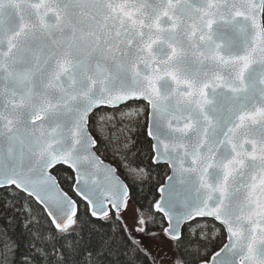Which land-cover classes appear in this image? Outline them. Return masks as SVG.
<instances>
[{"label": "snow or ice", "instance_id": "1", "mask_svg": "<svg viewBox=\"0 0 264 264\" xmlns=\"http://www.w3.org/2000/svg\"><path fill=\"white\" fill-rule=\"evenodd\" d=\"M141 121L148 165L130 153L121 179L97 152ZM162 163L158 198L108 235L126 181ZM0 200L22 264H114L156 228L172 264H264V0H0Z\"/></svg>", "mask_w": 264, "mask_h": 264}, {"label": "trees", "instance_id": "2", "mask_svg": "<svg viewBox=\"0 0 264 264\" xmlns=\"http://www.w3.org/2000/svg\"><path fill=\"white\" fill-rule=\"evenodd\" d=\"M143 121L140 124L130 125L131 131L126 133L129 141V149L124 150L121 148L119 142H113L108 144L106 147H102L99 154L112 164H114L120 173V175L125 178V173L121 167V163L124 157L130 153H137V159L143 161L142 166H147L149 162V148L148 139L146 137L145 129L142 127ZM59 179L62 187L80 203L81 208H85L86 205L79 200L74 195L72 188L74 186V175L73 173L64 166H58ZM168 167L166 165L160 164L159 166L152 165L148 168V175L141 181L137 179L135 182V187L132 188L131 179L126 182L129 183L131 194L136 202V204L141 207L143 205L145 208L158 198V193L156 188L159 183H163L165 177L168 175ZM54 174H56L54 172ZM6 199H11V197H6ZM15 217L14 222H9ZM158 222L163 225L162 220L158 217ZM25 219L15 213L11 209L5 210L3 208V200H0V264H22V258L27 252L28 248V237L24 229ZM107 233L112 235L114 231L120 232L119 225L121 222L117 221L115 217L111 221H98L97 222ZM206 223L209 226L214 225L219 227V224L212 220H207ZM165 226V225H163ZM159 229V228H156ZM214 230V228H213ZM123 235V233H120ZM225 240L223 237L220 238L219 243H223ZM127 255H121L118 261L114 264H152L149 257L141 250L136 251V246L130 241L127 248L123 249Z\"/></svg>", "mask_w": 264, "mask_h": 264}, {"label": "water", "instance_id": "3", "mask_svg": "<svg viewBox=\"0 0 264 264\" xmlns=\"http://www.w3.org/2000/svg\"><path fill=\"white\" fill-rule=\"evenodd\" d=\"M97 155L100 157L101 160L104 161L105 164L111 165L112 167L116 168L112 163H110L109 161H106L105 159H103L99 155L98 152H97ZM162 165H166V164H163L162 163ZM58 166H64V167L68 168L66 165H58ZM70 171L74 175V184H75V174H74V172L72 170H70ZM168 174H170V172ZM117 175H119L118 169H117ZM121 179H123V178L121 177ZM57 180L59 181L58 178H57ZM60 187L64 191H66L62 187L61 184H60ZM136 209H139V207L135 203V201L133 200V198L131 196L128 209L125 212H122L121 213V220H120V222H122L123 224H126L128 226L129 231H131V229H132V227H133V225L135 223V216H136V211L135 210ZM156 232L158 233V235L156 237H154V238L144 237L141 234H137V233H134V232L132 233V235H133V237H136L138 239H142L143 240V243L140 245V248H142V250L147 254V256L150 258L152 264H172V260L175 259V256H176V252H175V250L173 248V244H172L171 241H169L163 235L162 232H160V230L159 231H156Z\"/></svg>", "mask_w": 264, "mask_h": 264}, {"label": "bare ground", "instance_id": "4", "mask_svg": "<svg viewBox=\"0 0 264 264\" xmlns=\"http://www.w3.org/2000/svg\"><path fill=\"white\" fill-rule=\"evenodd\" d=\"M209 220H211V219H209ZM226 242V241H225ZM150 259V258H149Z\"/></svg>", "mask_w": 264, "mask_h": 264}, {"label": "rangeland", "instance_id": "5", "mask_svg": "<svg viewBox=\"0 0 264 264\" xmlns=\"http://www.w3.org/2000/svg\"><path fill=\"white\" fill-rule=\"evenodd\" d=\"M156 231H159V230H156Z\"/></svg>", "mask_w": 264, "mask_h": 264}]
</instances>
